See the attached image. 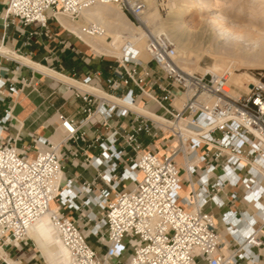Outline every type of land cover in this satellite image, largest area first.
Here are the masks:
<instances>
[{
    "label": "built area",
    "instance_id": "built-area-1",
    "mask_svg": "<svg viewBox=\"0 0 264 264\" xmlns=\"http://www.w3.org/2000/svg\"><path fill=\"white\" fill-rule=\"evenodd\" d=\"M152 1L160 13L166 11V0ZM96 4L117 5L143 29L149 58L137 56L126 40L120 56H108L113 63L104 87L90 85V76L77 81L129 106L63 82L73 89L80 105L70 115L57 112L63 130L58 140L44 134H31L25 140L15 135L9 140L3 134L5 126H11L13 106L4 108L0 264H9L6 256L14 259L11 250L29 238V227L45 213L68 251V264H113L125 253L128 264H239L243 260L257 264L259 252L264 251V206L257 201L264 197L260 185L264 81L257 78L241 90L229 83L226 71L202 74L181 69L168 36L153 32L143 19L150 10L145 0H8L4 17L23 26L37 23V33L47 29L52 19L74 35L60 23V15L80 23L79 36H74L84 43L82 37L105 33L100 24L83 17ZM18 53L9 48L0 51V72L20 69L14 60ZM3 60L17 65L11 67ZM17 82L27 81L0 76V91L6 89V96L12 97ZM4 101L0 94V102ZM91 149L97 152L90 153ZM67 160L70 175L65 174ZM78 167L85 174L77 172ZM183 179L189 195L179 192ZM122 184H127L123 190ZM239 184L244 188L242 198L256 209L239 216L232 210L222 213L230 234L227 240L204 206L225 207L227 200L238 198L226 188ZM52 201L57 202L54 209H50ZM71 213L78 214L86 229ZM235 223L244 227H233ZM90 235L105 247L101 256L89 244Z\"/></svg>",
    "mask_w": 264,
    "mask_h": 264
},
{
    "label": "crops",
    "instance_id": "crops-1",
    "mask_svg": "<svg viewBox=\"0 0 264 264\" xmlns=\"http://www.w3.org/2000/svg\"><path fill=\"white\" fill-rule=\"evenodd\" d=\"M7 3L8 0H0V45L3 46L0 48V51H7V48L18 50L19 53L14 55V60L20 63V69L14 73L0 72V76L3 78L6 76H13L17 80L26 79L27 82L24 85L20 82L15 83L17 92L12 97L6 96V89L0 91V94L5 96V101L0 102V116L3 114V110L7 105L13 106L11 126H5L6 130L3 135H8L9 140H12L15 135L25 140L31 134H44L49 136L52 140H54L52 138L54 135L60 138L63 130L58 125L56 119L57 112L60 111L67 115L73 114L80 105V101L75 98L73 89H67V86L64 84L67 82L38 71L25 60L29 59L56 73L63 74L77 84H80L77 81L82 80L86 76H90V85L98 87H104L105 79L110 74L109 66L113 63V60L107 56H96V58H91L90 54L92 52H87V47L91 48V46L84 42L83 44L86 45L85 48L83 44H81L82 42L70 39L68 36L69 33L66 30V32L63 31V28L52 19H50L51 21L49 20L47 29L42 30L41 33H37V30H39L37 23L23 26L18 23V21L11 22L7 20L4 17ZM58 20L60 21L59 17ZM60 23L62 24L61 21ZM31 31L34 33L29 34ZM18 56L23 59L17 58ZM3 61L11 67L17 65L15 61ZM67 84L78 87L75 84ZM94 93L100 95L99 92ZM121 102L129 106L126 101ZM131 107L133 108V106ZM134 109L137 108L134 107ZM139 110L144 114L148 113L147 110L143 108ZM147 115L150 116L154 114ZM48 125L50 128H46ZM51 131H53V133L49 134ZM89 152L96 153L97 150L91 149ZM75 170L85 174L84 170L80 167ZM90 171L93 172L91 169ZM126 185L122 184L119 188L123 190L127 187ZM260 185L264 188V179L261 180ZM243 191L244 188L240 184L233 187L229 186L226 188V192H236L238 195L237 199L232 201L227 200L225 207L220 209L215 207L212 203H207L204 206L205 210L213 214L218 231L224 239L230 240V234L226 229L225 222L222 220L223 212L232 210L236 211L237 216H239V212L246 211L252 214L256 209V205L253 202H246L242 198ZM189 192V187L183 179L180 193L189 195ZM257 201L259 205L264 206V197H259ZM50 207L52 209L56 208V203L52 201ZM71 216L77 220L80 228L86 229V225L78 220L77 213H71ZM235 226L240 227L242 225L235 223L233 227ZM243 227L244 226L241 228ZM29 239L34 240L35 249L38 252L37 257L41 256L45 264H64L62 260L59 259V254L57 253L60 248L58 239L54 235L43 237L41 234H38L37 238H25L21 242L19 248L12 249L11 256L14 258L18 259V256L22 253L26 254L21 257V262L13 258H11V260L17 261L19 264H28L30 260L35 258V255L30 252L31 247L28 245ZM87 240L99 256L104 253L105 247L94 236L90 235ZM233 245L232 243V246ZM253 251L258 252L256 248H254ZM127 255L128 253H125L121 258L113 260L112 263L128 264ZM239 264H245V261H240ZM257 264H264V251L259 252V261Z\"/></svg>",
    "mask_w": 264,
    "mask_h": 264
},
{
    "label": "bare ground",
    "instance_id": "bare-ground-1",
    "mask_svg": "<svg viewBox=\"0 0 264 264\" xmlns=\"http://www.w3.org/2000/svg\"><path fill=\"white\" fill-rule=\"evenodd\" d=\"M145 1L150 7V10L143 19L146 24H150L158 18V10L152 0ZM232 1L234 2L233 4L227 5V1L225 2V0H166L164 7L169 12L167 17L168 34L166 36H168L172 43L174 41L178 42L179 46H175V49L179 53L177 54V64L181 69L190 72L191 69H187L186 66L194 65L202 55H212L215 57V62L208 69H202L201 73L210 72L215 74L226 71L229 73V83L247 90L248 85L252 82H247V80H243L237 74H234L232 71L234 68L232 62L248 60L264 67V0ZM181 2L183 3L180 4ZM234 4H237L236 7ZM191 8H196L197 13H192ZM256 9L258 10L255 11ZM196 14L205 15L200 18V26L198 29L193 31L187 26L185 18ZM58 17L70 32L75 36H79V22H71L60 15ZM83 17L86 22L98 23L104 28L105 33L102 36L82 37L86 44H89L97 51L106 55L120 56L122 54V45L128 40L132 48L138 51L137 56L142 58L144 54L147 55L145 51L146 37L144 31L140 27L132 24L130 19L117 5L96 4L86 10L83 13ZM163 30V26H160L154 29L153 32L161 33ZM191 43L195 44L199 49V53L197 52L198 54L193 55L195 57L194 60L190 54L193 49L191 47L192 49L190 50L189 44ZM17 58L23 59L19 56ZM25 61L38 71L54 76L61 81L75 84L83 90L99 92L100 96L122 103L104 92L96 91L87 85L77 84L63 74L56 73L29 59ZM135 110L140 111L139 109ZM150 116L157 118L155 115ZM176 159L179 160L180 157L177 156ZM50 209L52 208L50 207ZM38 234H41L43 237L54 235L58 239L48 213L40 216L29 227L27 232V236L31 238H37ZM58 241L60 243V248L57 251L59 259L64 264H68V251L59 239ZM0 254H3L1 249ZM5 258L7 262L10 260L9 264H19L7 256Z\"/></svg>",
    "mask_w": 264,
    "mask_h": 264
},
{
    "label": "rangeland",
    "instance_id": "rangeland-1",
    "mask_svg": "<svg viewBox=\"0 0 264 264\" xmlns=\"http://www.w3.org/2000/svg\"><path fill=\"white\" fill-rule=\"evenodd\" d=\"M227 1V2H226ZM225 2H226V4L227 5H231V4H233L234 2L232 1V0H225ZM183 2H181L180 4H182ZM235 5V7H236V5L237 4H234ZM258 9H260V8H258ZM258 9H256L255 11H257ZM191 11H192V13H197V11H196V8H191L190 9ZM168 15H169V12H167V11H165L164 13H160L159 11H158V18L157 19H155L154 21H153V23H150V24H147L150 28H151V30L152 31H154V29H156L157 27H160V26H163V32L162 33H164L165 35H167L168 33V31H167V29H168V23H167V17H168ZM205 14H196V15H194V16H191V17H186L185 18V21L187 22V26L191 29V30H193V31H195V30H197L198 29V27L200 26V18L201 17H203ZM51 21V20H50ZM136 27H138V26H136ZM66 28V27H65ZM67 29V28H66ZM142 29V28H141ZM63 31H65V29H62ZM143 30V29H142ZM66 32V31H65ZM68 36L70 37V39H72V40H77L76 39V37L74 36V35H71V34H68ZM174 43V46H179L178 45V42H173ZM81 44H83V43H81ZM191 44H192V46H191ZM191 44H189V46H190V50L192 49L193 50V52H192V50H191V52H190V54H191V57H193V60L195 59V55L196 54H198L199 53V49L197 48V46L195 45V44H193V43H191ZM194 45H195V47H194ZM83 46L86 48V45H84L83 44ZM192 47V48H191ZM195 49V50H194ZM87 52L88 53H91L90 54V57L91 58H96V56L98 57V56H104V55H106V54H103V53H101V52H99V51H97L96 49H94V48H90V47H87ZM198 52V53H197ZM103 54V55H102ZM177 54H179V53H177ZM194 55V56H193ZM108 56H114V55H107V57ZM106 57V56H105ZM109 58H111V57H109ZM141 58V57H140ZM149 58V56L147 57V55L146 54H144L143 56H142V59H144V60H147ZM192 60V61H193ZM215 60V57H213L212 55H209L208 56V54L207 55H202L201 57H200V59H197V61H196V63L194 64V65H189V66H186L187 67V69H191V71L190 72H198V73H201V71H202V69H208L210 66H212L213 65V63L215 62L214 61ZM247 61V62H246ZM235 62V63H234ZM234 62H232L233 64L232 65H234V68H233V72H234V74H237L239 77H241L243 80H247V82H253V79H257V78H261L263 81H264V67H262V66H260V65H257V63H255V62H252V61H248V60H243V61H234ZM239 62V63H238ZM184 70V69H183ZM243 76V77H242ZM249 76V77H248ZM248 77V78H247ZM246 78V79H245ZM254 80V81H255ZM234 85V84H233ZM235 86V85H234ZM235 87H237V86H235ZM239 88V87H238ZM241 89V88H240ZM241 90H244V89H241ZM142 101V100H141ZM140 101V99L138 100V102H141ZM150 108L152 109V110H154V111H159V109H158V107L155 105V104H150ZM153 117V116H152ZM154 118V117H153ZM46 128H50V126L48 125V126H46ZM51 133H53V131H51L49 134H51ZM54 140H58V139H60L58 136H56V135H54L53 137H52ZM18 144L20 145L21 144V142H19L18 141ZM68 164H69V161L67 160L66 161V172L67 173H65L66 175L68 174V175H70V173H71V168L68 166ZM56 203V205H57V202H55ZM28 245L31 247V249H30V252H32V254H34L35 256V258H33L32 260H30L29 261V263L28 264H32V263H34V264H45L44 262H43V258L41 257V256H38L37 257V255H38V252L36 251V249H35V244H34V240H31V239H29V241H28ZM9 250H11L10 248H9ZM12 251V250H11ZM26 254H24V253H22L21 255H19L18 257V259L17 258H14V259H16V260H19L20 262L22 261L21 260V257H23V256H25ZM11 259V258H10ZM29 260V259H28ZM9 261V260H8Z\"/></svg>",
    "mask_w": 264,
    "mask_h": 264
}]
</instances>
